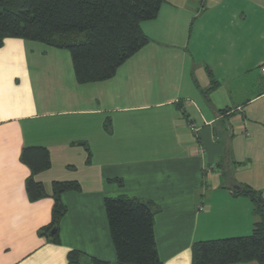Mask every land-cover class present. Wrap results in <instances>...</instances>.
<instances>
[{"label": "crops", "instance_id": "1", "mask_svg": "<svg viewBox=\"0 0 264 264\" xmlns=\"http://www.w3.org/2000/svg\"><path fill=\"white\" fill-rule=\"evenodd\" d=\"M147 43L104 80L78 83L68 49L6 37L0 47V264L116 261L107 197L151 201L162 264H192V245L251 234L264 205V0H164ZM195 126V130L190 128ZM49 168L34 175L26 147ZM54 182L66 211L58 243ZM236 264H259L249 261Z\"/></svg>", "mask_w": 264, "mask_h": 264}, {"label": "trees", "instance_id": "2", "mask_svg": "<svg viewBox=\"0 0 264 264\" xmlns=\"http://www.w3.org/2000/svg\"><path fill=\"white\" fill-rule=\"evenodd\" d=\"M164 0H0V47L6 37L22 38L68 49L78 83L111 77L117 67L147 43L143 21L157 16ZM21 161L30 169L26 190L31 200L45 195L34 175L50 166L43 147H26ZM74 182H54L51 221L44 228L58 243V222L66 211L60 195L77 190ZM236 193L247 196L259 217L251 234L192 245V264H264V205L252 188ZM104 207L116 261L87 257L86 264H162L155 245L153 224L158 207L151 201L126 196L107 197ZM70 264H85L77 254Z\"/></svg>", "mask_w": 264, "mask_h": 264}, {"label": "built area", "instance_id": "3", "mask_svg": "<svg viewBox=\"0 0 264 264\" xmlns=\"http://www.w3.org/2000/svg\"><path fill=\"white\" fill-rule=\"evenodd\" d=\"M259 72H260V74L264 77V64H261V65L259 66ZM190 128H191L192 130H195V126H194L193 124H190Z\"/></svg>", "mask_w": 264, "mask_h": 264}, {"label": "water", "instance_id": "4", "mask_svg": "<svg viewBox=\"0 0 264 264\" xmlns=\"http://www.w3.org/2000/svg\"><path fill=\"white\" fill-rule=\"evenodd\" d=\"M234 189H236L237 191L240 190V187L239 186H234Z\"/></svg>", "mask_w": 264, "mask_h": 264}]
</instances>
